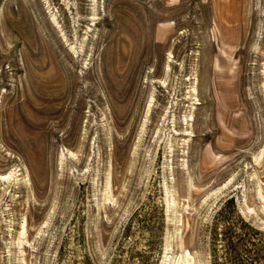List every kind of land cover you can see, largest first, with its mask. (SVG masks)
I'll use <instances>...</instances> for the list:
<instances>
[{
    "label": "rangeland",
    "instance_id": "rangeland-1",
    "mask_svg": "<svg viewBox=\"0 0 264 264\" xmlns=\"http://www.w3.org/2000/svg\"><path fill=\"white\" fill-rule=\"evenodd\" d=\"M8 173L0 264H264V0H0Z\"/></svg>",
    "mask_w": 264,
    "mask_h": 264
},
{
    "label": "bare ground",
    "instance_id": "bare-ground-1",
    "mask_svg": "<svg viewBox=\"0 0 264 264\" xmlns=\"http://www.w3.org/2000/svg\"><path fill=\"white\" fill-rule=\"evenodd\" d=\"M167 69H168V65H167ZM163 84H164V81H163ZM193 90H195V89H193ZM151 103V102H150ZM149 103V104H150ZM71 153V152H70ZM11 172V171H10ZM11 173H8V174H0V178H2V179H8L9 177H11V175H10ZM13 175V174H12ZM259 191V190H258ZM260 193V192H259ZM22 228H24V225L22 226ZM24 230V229H23ZM22 230V231H23ZM184 255H181V256H179L178 257V260L176 261V263L175 264H178L179 262H183L184 264H186V263H188L189 262V259H190V261H191V258L192 257H190V253L187 251V250H185L184 251V253H183ZM168 257V256H167ZM170 257V256H169ZM171 258V257H170Z\"/></svg>",
    "mask_w": 264,
    "mask_h": 264
}]
</instances>
